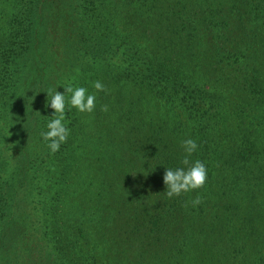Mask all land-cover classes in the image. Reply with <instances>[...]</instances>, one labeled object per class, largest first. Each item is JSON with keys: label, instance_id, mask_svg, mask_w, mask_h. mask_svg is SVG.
Segmentation results:
<instances>
[{"label": "trees", "instance_id": "obj_1", "mask_svg": "<svg viewBox=\"0 0 264 264\" xmlns=\"http://www.w3.org/2000/svg\"><path fill=\"white\" fill-rule=\"evenodd\" d=\"M68 86L96 107L52 153ZM189 138L207 182L168 198ZM261 204L264 0H0V264H264Z\"/></svg>", "mask_w": 264, "mask_h": 264}, {"label": "clouds", "instance_id": "obj_2", "mask_svg": "<svg viewBox=\"0 0 264 264\" xmlns=\"http://www.w3.org/2000/svg\"><path fill=\"white\" fill-rule=\"evenodd\" d=\"M93 87L97 92H107V89L100 81H95ZM66 93H70L68 103L80 113H92L96 107V96L88 94L84 87L68 86L64 88L63 94L57 89H49L48 95L51 97L49 106L53 110V118L47 124V131L41 132L42 139L48 142L47 146L52 153L57 152L63 143L67 142L69 129L64 124L65 109H66ZM102 111H106V106H103ZM8 135L11 133L8 131ZM181 146L184 149L185 156L181 163L184 167L175 169H165L163 175V183L165 185V194L168 198L178 197L182 193L203 188L207 182V168L205 164L196 160L190 162V157L196 151L198 145L193 139H185ZM201 198L197 196L191 201L193 207L201 203Z\"/></svg>", "mask_w": 264, "mask_h": 264}, {"label": "rangeland", "instance_id": "obj_3", "mask_svg": "<svg viewBox=\"0 0 264 264\" xmlns=\"http://www.w3.org/2000/svg\"><path fill=\"white\" fill-rule=\"evenodd\" d=\"M260 207H261L260 209H250L251 212H252V214H250V213L249 214L252 216L256 212V216L258 215V216L262 217L263 214L262 213H259V212H263L264 213V204H261ZM118 210L123 211V208H120Z\"/></svg>", "mask_w": 264, "mask_h": 264}]
</instances>
